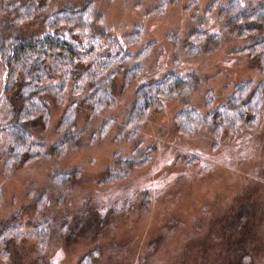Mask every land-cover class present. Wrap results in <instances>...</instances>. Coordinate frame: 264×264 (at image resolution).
Instances as JSON below:
<instances>
[{
    "label": "rangeland",
    "instance_id": "rangeland-1",
    "mask_svg": "<svg viewBox=\"0 0 264 264\" xmlns=\"http://www.w3.org/2000/svg\"><path fill=\"white\" fill-rule=\"evenodd\" d=\"M93 2L91 22L103 33L94 56L115 59L123 50L127 59L113 80L116 105L94 114L83 102L88 86L81 76L61 106L46 98L50 124L34 130L45 157L8 170L0 155V264H83L88 255L92 264H264V105L255 130H225L217 142L212 128L181 136L174 122L185 108L205 116L229 103L238 85L264 84V57L247 50L264 40V27L247 31L256 24L230 12L234 0ZM248 2L239 6L243 14L264 5ZM80 3L58 0L51 10ZM1 11L0 0V38L10 14ZM84 64L88 72L91 59ZM138 64L142 77L124 88V71ZM171 72L190 74V95L165 101L145 125L125 132L139 85ZM210 91L214 105L207 110ZM73 103L75 127L62 132ZM108 118L114 121L103 134ZM68 135L73 145L57 155ZM147 157L123 182L103 181L117 162Z\"/></svg>",
    "mask_w": 264,
    "mask_h": 264
},
{
    "label": "trees",
    "instance_id": "trees-1",
    "mask_svg": "<svg viewBox=\"0 0 264 264\" xmlns=\"http://www.w3.org/2000/svg\"><path fill=\"white\" fill-rule=\"evenodd\" d=\"M1 1V12L10 14L9 19L7 15L3 19V35L0 38V137L2 136L0 155L6 161L4 166L11 170L16 165L28 162L30 158L40 159L46 156L45 146L36 142L34 138L36 124L45 129L52 118V110L46 98L61 106L65 102L69 85L73 80L83 76L84 90L88 86L83 102L92 108L94 114L111 110L116 105L112 92L113 80L117 69L124 67L127 59L122 49L121 56L115 59L100 61L94 56L99 37L103 33L99 34L97 26L91 22L93 9L96 7L93 0H81L80 5L60 8L57 12L51 10V4L58 0ZM242 1L234 0L237 5L230 12L233 14L236 12L241 19L245 17L248 23H255L254 27L247 30L255 33L258 28L264 27V5L259 11L252 8L251 15V10L243 14V9L239 7ZM256 2L258 0H249L248 3ZM228 10L223 12L221 17H227L225 15ZM26 22L35 23L30 28L31 31L22 29ZM75 30L79 33L75 34L76 37L73 36ZM62 33L63 35L67 33L68 37L61 36ZM138 34L137 32L134 35L136 40ZM192 35L194 41L200 36ZM247 50L252 54L259 52L263 58L264 40L256 43L251 50ZM89 58L92 64L88 67V72H84L87 68L84 62ZM124 74V88H129L131 83L128 80H139L143 74V67L138 64L135 68L124 71ZM190 81V74L183 77L171 72L162 81L139 85L128 113L125 132L134 131L132 129L145 125L154 110H161L164 107L165 101L189 96ZM250 83L238 85L229 103L217 107L205 116L194 108L183 109L174 118L178 133L181 136H193L206 128H212L217 142L225 130L234 134L240 126L253 131L261 122L264 84L254 87ZM207 100L209 102L206 105L207 110H211L212 108H209L214 105L211 91L207 93ZM77 105L71 104L63 116L60 125L65 131L62 132L74 129ZM112 121L114 119L108 118L103 123V134L109 131ZM70 144L73 145V137L68 135L57 147V155H63ZM148 162L149 157L130 164L117 162L123 169L116 165L113 172H110L103 181L109 184L123 182L131 175L133 169L141 168ZM60 178L66 179V174H62ZM40 228L48 230V227ZM83 264H92L89 255Z\"/></svg>",
    "mask_w": 264,
    "mask_h": 264
}]
</instances>
